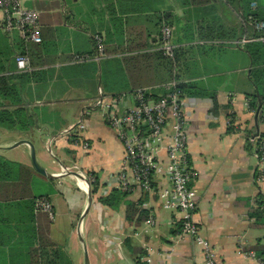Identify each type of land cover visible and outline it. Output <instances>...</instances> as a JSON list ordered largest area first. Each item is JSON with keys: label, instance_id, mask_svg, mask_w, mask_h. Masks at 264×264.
<instances>
[{"label": "crops", "instance_id": "0c3cea01", "mask_svg": "<svg viewBox=\"0 0 264 264\" xmlns=\"http://www.w3.org/2000/svg\"><path fill=\"white\" fill-rule=\"evenodd\" d=\"M22 1L39 12L41 42L25 53L30 70L19 71L14 57L31 42L4 32L0 10V75L18 85L32 121L26 129L0 125V264H85V253L88 264H201L199 246L179 235L180 214L164 209L156 194L168 186L165 176L157 177L155 193L131 189L128 199L142 201L149 212L140 224L126 221L124 204L113 210L98 199L117 188L123 171L124 146L105 121L107 105L122 94L133 104L139 89L161 97L162 85L172 80L211 94L184 96L200 235L213 245L217 264H263L254 248L264 244V227L254 226L249 211L257 195L264 198L258 175L264 165L247 140L257 119L248 106L250 58L236 43L248 29L237 14L223 0L202 6L189 0ZM165 22L176 47L171 80L154 56ZM95 35L103 37L105 56L73 62L75 54L94 53ZM79 120L85 127L70 133ZM77 139L87 149L75 145ZM160 154L166 162L164 150ZM125 173L132 178L131 170ZM40 199L52 215L36 208Z\"/></svg>", "mask_w": 264, "mask_h": 264}, {"label": "built area", "instance_id": "2783aa9c", "mask_svg": "<svg viewBox=\"0 0 264 264\" xmlns=\"http://www.w3.org/2000/svg\"><path fill=\"white\" fill-rule=\"evenodd\" d=\"M0 10L3 13L2 29L4 32H16L23 42L40 43L39 12L26 7L22 0H0ZM242 21V20H241ZM243 22V21H242ZM245 24V22H243ZM256 31H264V21H253ZM94 53L75 54L72 61L81 63L88 60H100L105 56L104 40L95 35ZM253 41L264 42V36H242L236 43L246 44ZM158 50L167 59L175 62L176 47L173 43V28L164 25L160 29ZM19 71L30 70L29 58L25 53H17L14 57ZM177 82L172 80L162 88L165 94L159 100L145 98L148 94L145 89L136 90L133 94V104L127 105L128 97L124 94L111 99L106 107V123L115 130L116 136L124 146L122 159L123 171L118 177L116 189L130 191L136 186L145 191L155 193V181L158 176L168 179V186L160 189L156 194L160 196L164 209L178 211L180 214L181 237L191 238L203 256L201 264H217L216 252L213 245L200 235L196 220L197 197L190 187L195 173L188 165L187 141L189 123L184 115V96L177 90ZM121 107V108H120ZM83 120L70 133H77L85 126ZM168 126L172 127L168 133ZM258 141L259 146H255ZM255 146L253 155L262 167L264 165V139L259 135L250 138ZM75 145L87 149L84 142L78 139ZM164 150L166 162L161 158L160 151ZM125 170L132 171V178H128ZM84 180L92 182L82 171H78ZM259 177H264V170L259 169ZM88 186V185H86ZM36 208L47 211L52 215V208L47 200H37ZM147 223L152 226L150 218ZM146 259L145 264H150Z\"/></svg>", "mask_w": 264, "mask_h": 264}, {"label": "trees", "instance_id": "16d2710c", "mask_svg": "<svg viewBox=\"0 0 264 264\" xmlns=\"http://www.w3.org/2000/svg\"><path fill=\"white\" fill-rule=\"evenodd\" d=\"M215 0H189L192 5L202 6ZM223 4L230 7L235 14L245 22L248 29V36L261 37L264 36V31H256L253 28V21H264V1L262 0H223ZM255 4V6H253ZM166 23V22H165ZM167 25V23L165 24ZM242 34V27L239 26ZM26 44V43H25ZM23 46L19 53H27L30 50L32 43ZM250 58V81L254 86V93L248 98V106L251 111L256 114V130L248 131L247 140L250 145L255 148L259 146L258 141L254 146L250 142V138L259 135L260 139H264V42L253 41L244 44L242 47ZM104 51H106L104 49ZM106 53V52H105ZM147 54L140 55L141 57ZM154 56L161 64L167 68V80L174 78L172 62L164 57L160 50L154 52ZM139 57V56H137ZM132 59V58H130ZM25 75V74H21ZM177 90L183 96H209L211 94L201 91L195 86L189 84H179L176 86ZM214 96V94H212ZM211 96L212 98H214ZM145 98L152 100H159L160 97L146 94ZM23 100L20 94V89L10 77L0 75V125L14 129H26L31 124V119L25 115L23 110ZM133 192L122 191L119 189H112L107 195L99 197V202L113 210H118L120 205H125V219L129 223L140 224L149 216L148 210L140 208L142 201L134 202L128 199V196ZM92 194L96 193V187L91 190ZM255 207L249 211V216L254 219L255 227H264V198L257 195L255 198ZM255 255L264 264V244H257L254 248ZM138 264H143L138 262Z\"/></svg>", "mask_w": 264, "mask_h": 264}, {"label": "water", "instance_id": "95a60500", "mask_svg": "<svg viewBox=\"0 0 264 264\" xmlns=\"http://www.w3.org/2000/svg\"><path fill=\"white\" fill-rule=\"evenodd\" d=\"M33 150V149H32ZM31 157H32V160H33V162L35 161V159H34V152L32 151V154H31ZM42 171V170H41ZM42 173H44L43 171H42ZM76 177H80V175L78 174V173H73ZM91 202H92V197H91V194L88 192V204H87V206H86V208H85V213L86 212H88V210H89V208H90V205H91ZM85 264H88V258H87V254L85 253Z\"/></svg>", "mask_w": 264, "mask_h": 264}, {"label": "bare ground", "instance_id": "6f19581e", "mask_svg": "<svg viewBox=\"0 0 264 264\" xmlns=\"http://www.w3.org/2000/svg\"><path fill=\"white\" fill-rule=\"evenodd\" d=\"M82 184H83V186L86 188V184H85V182H83V181H80Z\"/></svg>", "mask_w": 264, "mask_h": 264}, {"label": "rangeland", "instance_id": "374dc122", "mask_svg": "<svg viewBox=\"0 0 264 264\" xmlns=\"http://www.w3.org/2000/svg\"><path fill=\"white\" fill-rule=\"evenodd\" d=\"M262 1H264V0H262ZM253 6H255V5H253ZM258 162V161H257ZM77 172V171H76ZM78 173V172H77ZM81 183V182H80ZM82 184V183H81ZM83 185V184H82ZM84 259V258H83ZM81 261V260H80Z\"/></svg>", "mask_w": 264, "mask_h": 264}]
</instances>
